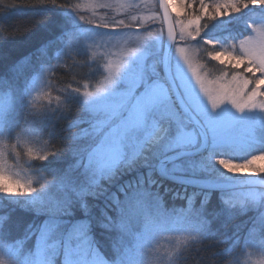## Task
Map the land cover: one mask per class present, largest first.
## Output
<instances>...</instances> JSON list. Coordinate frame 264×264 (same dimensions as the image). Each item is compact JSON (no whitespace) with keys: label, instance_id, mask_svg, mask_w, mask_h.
<instances>
[{"label":"snow or ice","instance_id":"snow-or-ice-1","mask_svg":"<svg viewBox=\"0 0 264 264\" xmlns=\"http://www.w3.org/2000/svg\"><path fill=\"white\" fill-rule=\"evenodd\" d=\"M45 3L57 4V0H35L31 5ZM172 4H177L186 18L176 13L179 33L168 22ZM250 6L264 7V0H160L162 18L154 14L96 24L109 30L106 34L112 38L114 34L154 29V22L161 19L162 25H168L167 39L179 60L173 62L169 49L164 48L153 53L152 62L147 63L139 48H129L115 63L106 65L107 76L92 90L85 85L81 94L68 77L69 83L59 90L55 105H45L38 115L25 107L26 96L35 87V79L28 87L30 57L0 71V135L22 126L29 134L48 137L38 161L49 163L63 155L71 160L38 187L6 177L0 168V193L29 197L18 206L40 221L29 224L22 239L9 242L12 215H0V264H97L96 257L102 264H114L104 259L89 239L92 220L86 201L102 195L122 169L137 172V178L119 190L120 198H109L103 213L104 227L131 238L120 264H136L133 254L143 246V238L161 226L157 218L162 219L168 209L156 189L165 178L200 185L187 197V208L182 211L197 221L198 236L194 239L203 241L212 235V218L206 210L215 194L223 193L222 185L211 175L199 179L196 174L208 172L209 159L234 175L264 173V167L257 169L253 163L264 159V149L255 151L259 155L249 159L217 154L224 145L264 144V114L257 116L255 112L257 108L264 111V100L257 103L258 97H264V30L249 24L248 34L224 45L200 37L208 21ZM74 11L85 22V16ZM158 35H163V30ZM189 48L202 50L210 62H218L220 75L207 82L215 87H208L197 73ZM181 60L191 69L199 91L186 77ZM43 95L52 99L47 93ZM18 109H23L20 125L16 123ZM140 168L144 171H137ZM5 179L16 188L3 183ZM154 184L156 189L152 188ZM220 199L222 208L218 211L245 214L254 193L250 191L240 200ZM77 210H82L86 218L66 219ZM251 219L264 234V205ZM24 240H33L34 248L25 250ZM5 252L11 260L5 259ZM218 253H212L211 264H230L222 260L228 254L227 247Z\"/></svg>","mask_w":264,"mask_h":264},{"label":"trees","instance_id":"trees-1","mask_svg":"<svg viewBox=\"0 0 264 264\" xmlns=\"http://www.w3.org/2000/svg\"><path fill=\"white\" fill-rule=\"evenodd\" d=\"M76 2L77 0H57V4L31 5L35 3V0H0V71L25 57H30V68L27 72L28 80L36 75L40 68H43L47 72L48 79H51L56 86H66L69 83L68 77L72 78V85L76 81L84 79L93 82L97 77L91 78L86 74L90 68L86 69L87 64L83 61L85 55L81 57L82 49L78 51V48L73 50L70 47L69 53L65 55L62 51L63 48H66V44L63 43L64 40L73 33L71 18ZM60 4H67L70 7ZM257 19L264 20V9L261 7L249 8L238 21L233 22L231 20L228 22L226 32H222L220 35L216 34L215 41L218 38L231 41L247 34L249 29L247 23ZM57 53H60L59 58ZM20 100L22 103V94ZM26 100L28 103L25 107L33 112L35 107L32 101L28 99V96H26ZM41 111V109L35 110L38 114ZM22 120L23 109H18L16 114L17 125H20ZM0 137L8 145L16 146L15 149H6V157L8 158L6 160H9V163H15V166L28 172L33 187L50 181L55 170L63 169L71 162L67 155L49 163L40 162L36 158L28 159L25 157L23 153L25 143L37 144L42 150L44 149L43 141L48 137L40 133L29 134L22 126L15 127L10 131V134L0 135ZM261 149H264L262 144L247 147L242 151L222 146L217 154L226 156L225 158L249 159L251 155L259 154L255 151ZM137 171L143 172L144 170L140 168ZM196 175L197 178H204L210 174L206 172ZM136 178L137 172L122 169L106 185V191L102 195H98L94 199L88 198L86 201L92 220V227L88 234L89 239L103 258L113 261L114 264H120V259L126 253L131 238L120 230L104 227L103 213L107 210L106 205L109 203V198L112 195L120 198L119 190ZM250 186L254 185L225 187L221 189L223 193L217 192L215 194L212 203L206 210V214L212 218V235L200 241L194 239L198 236L196 219L182 211V209L187 208V197L191 195L192 190L200 187V185L167 178L164 179L158 189H156L155 184L152 185L153 189L162 194L164 206L168 209L162 219L157 218L161 226L143 238V240L155 239L157 247L154 253L158 260L157 264H211L212 253H218L219 249L225 247L228 248V254L223 256L222 260H227L230 264H240L242 257L248 250L264 253V234L260 232L258 225L252 224L251 219L258 215L261 206L264 205L262 198L249 199L248 210L245 214L229 215L218 211L222 208L221 196L235 200L245 199L247 195L239 194L237 191L249 190ZM258 188L263 187L258 186ZM8 198L12 201H7ZM22 198L5 196L0 193V215L9 212L12 215L9 242L22 239L29 224L40 222L38 218L34 219L31 213L18 206L28 200L25 197ZM79 218H86L82 210L80 212L77 210L72 217L66 219L75 220ZM0 244L3 245L2 242ZM24 247L25 250L34 248V241L24 240ZM140 254L139 250L133 254V258L140 257ZM100 261L102 260L100 259ZM149 264L152 262L149 261ZM217 264H221V261H217Z\"/></svg>","mask_w":264,"mask_h":264},{"label":"rangeland","instance_id":"rangeland-1","mask_svg":"<svg viewBox=\"0 0 264 264\" xmlns=\"http://www.w3.org/2000/svg\"><path fill=\"white\" fill-rule=\"evenodd\" d=\"M252 7L258 8L259 6H250L249 8ZM249 8L243 9L239 13H233L230 16L217 17L213 20L208 21V26L201 33L200 39H211L215 41L216 34L220 35L222 32H226L228 28V22H230L231 20L233 22L238 21L241 17H243L244 12ZM261 8L264 9V7ZM173 9H175V11H173ZM74 10H76L78 14L85 16V22L79 19ZM170 10L175 30L177 33H179V25L176 24V13L180 12L181 19H185V21L186 18L183 15V11L177 4L170 5ZM73 11L74 13L72 14L71 18V26H73V33L71 36L68 37V39L64 40L63 43L66 44V48H63L62 51L65 55L69 53L70 47L73 50H77L78 48V51L82 49L81 57L85 55V60L83 61L87 64L86 69L90 68V71H86V74L91 78L97 77L93 82H91V80L84 79L81 81H76L72 85L73 87H79L81 90V94L85 90V85H90L88 90H92L98 84H101L108 74L106 65H108L110 62L115 63L120 58V56L129 48H139L141 50V54L147 57V63L152 62L153 53H155L159 49H163L164 30L163 25L161 23V19H157L154 22V29L149 28L146 31L134 30L130 32L114 34L112 38H109V36L106 34L109 30L95 26L96 24L111 20L125 19L126 21H129L133 16L144 17L156 14L161 18L156 4V0H77ZM87 21H92L93 23H88ZM249 24L257 29L264 30V20L262 19H257L247 23V27ZM161 30H163V35L159 36L158 33H160ZM249 31L250 29H248V32ZM149 32H152V35H149ZM217 42H219V44L224 45L227 44L229 41H224L221 40V38H218ZM188 55L193 66L196 67L197 73L205 80L206 84L208 81H212L215 79L216 76L220 75L218 62H210V58H208L206 56V53H204L202 50L197 51L194 48H189ZM171 59L173 60V62L179 60V54L176 53L174 48L172 49ZM180 63L184 69L186 77L196 88V90L199 91V85L196 84V80L195 77L192 75L191 69H189L187 65L183 63L182 60L180 61ZM33 79H35V87L27 96L28 99L32 101L33 106L35 107L32 113L38 115V113L35 112L36 109L43 110L44 106L48 105L49 103L55 105V97L60 94L59 90L64 86H56L54 83H52L51 79H48L47 72H45L43 68H40V71L28 80V87H31ZM87 79L90 78L87 77ZM207 86L215 87V85L211 84H207ZM43 93H47L50 97H52V99L49 100L48 97L43 95ZM260 100H264V97H258L257 103H259ZM255 112L257 116L264 114V111L259 108H257ZM258 139L259 137H257V140ZM257 144L262 143L251 142L241 145L224 146L233 148L237 151H242L247 147H251ZM7 148L15 149L16 146L8 145L0 137V168L3 169L5 176L12 177L13 180H20L22 183L30 182L31 176H29L28 172H26L24 169L18 168V166H15V163H9V160H6L8 159L6 157ZM29 150H31V154H29ZM23 153L28 159H37V156L39 154H43V151L37 144L34 145V143H25V149ZM253 163L257 169L259 167H264V159L256 160ZM207 169L208 173L212 176H264V173H260L258 171L238 173L234 175L232 173L226 172V170L222 169L221 166L216 164L214 160L210 159L207 163ZM2 182L5 183L8 187L16 188V185L12 183L11 180L5 179ZM250 191L254 193V198L260 197L264 201V188H258V186H250L249 190L245 189L243 191L241 190L237 192L242 195H247ZM25 198L30 199L29 197ZM6 200L10 202L12 201L9 198ZM142 245L143 246L139 249L141 252L140 257L134 258L136 264H149V261H151L152 264H157L158 260L156 259V255L154 253L156 252L155 248L157 247V244H155V239L142 240ZM2 246L3 245L0 244V247ZM139 250L136 252H139ZM5 259H12L7 255V252H5ZM96 262L97 264H102V261H100L99 257H96ZM240 264H264V253L258 251L256 252L255 250H248L242 257V261Z\"/></svg>","mask_w":264,"mask_h":264},{"label":"water","instance_id":"water-1","mask_svg":"<svg viewBox=\"0 0 264 264\" xmlns=\"http://www.w3.org/2000/svg\"><path fill=\"white\" fill-rule=\"evenodd\" d=\"M156 4H157L158 10H159V13L161 15V18H162L163 17V9L160 7V0H156ZM169 11L171 13L170 8H169ZM168 22L174 26L172 14L169 16ZM167 27H168L167 24H163V30H164L163 49L164 48L169 49V56L171 58L173 46H172L171 42H169L167 39ZM174 30H175V26H174ZM175 32H176V30H175ZM213 178L217 181V183L222 185V188L233 187V186H235V187L236 186H245V185H254V186H259V187L264 188V176H245V177L217 176V177H213ZM199 179H203V178H199ZM185 182L187 183L188 181H185ZM188 183H196V182L193 181V182H188Z\"/></svg>","mask_w":264,"mask_h":264}]
</instances>
